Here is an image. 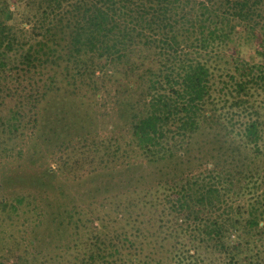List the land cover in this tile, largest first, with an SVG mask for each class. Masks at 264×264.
Returning <instances> with one entry per match:
<instances>
[{
  "label": "trees",
  "instance_id": "obj_1",
  "mask_svg": "<svg viewBox=\"0 0 264 264\" xmlns=\"http://www.w3.org/2000/svg\"><path fill=\"white\" fill-rule=\"evenodd\" d=\"M66 89L119 124L100 141L79 120L57 167L132 175L68 210L76 264H264V0H0V159L59 135Z\"/></svg>",
  "mask_w": 264,
  "mask_h": 264
},
{
  "label": "rangeland",
  "instance_id": "obj_2",
  "mask_svg": "<svg viewBox=\"0 0 264 264\" xmlns=\"http://www.w3.org/2000/svg\"><path fill=\"white\" fill-rule=\"evenodd\" d=\"M244 57L250 63L259 62L252 46L244 50ZM119 82L127 83L123 79ZM109 85L112 89L116 84ZM69 94L66 89L62 93L66 97L62 96L53 104L64 109L66 119V125L57 137L43 144L30 141L20 159H0V184L6 187H0L2 201L12 204L13 194L27 196L21 204L13 205L15 212L9 206L5 209L0 206V264H76L73 258L77 253L70 247L79 237L64 223L68 210L82 211L79 218L83 219L89 207L93 208L89 203L115 196L132 179L119 163H107L93 175L86 165L79 171L76 166L70 171L64 169L65 173H62L64 166L57 167L56 160L60 157L61 163L71 157L69 150L68 153L60 152V148L63 150L61 144L68 143L73 147L78 144L77 138L82 134L79 120H88L90 138L100 141L107 140L111 122L119 124L113 107H107L109 118L104 105L93 106L92 98L81 99ZM257 100L263 101L264 97L259 96ZM42 134L49 135L47 124ZM69 162H73L72 157ZM263 165L264 158L250 162L251 168ZM44 171H48V175H44ZM157 171L156 167H139L134 177L140 175L142 182L150 184L158 178ZM84 229L78 231L80 238L85 234Z\"/></svg>",
  "mask_w": 264,
  "mask_h": 264
}]
</instances>
